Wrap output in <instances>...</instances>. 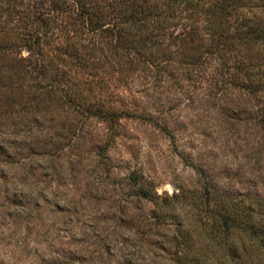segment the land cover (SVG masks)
Returning <instances> with one entry per match:
<instances>
[{"label":"rangeland","instance_id":"374dc122","mask_svg":"<svg viewBox=\"0 0 264 264\" xmlns=\"http://www.w3.org/2000/svg\"><path fill=\"white\" fill-rule=\"evenodd\" d=\"M171 43L0 79V264H264V47Z\"/></svg>","mask_w":264,"mask_h":264},{"label":"trees","instance_id":"16d2710c","mask_svg":"<svg viewBox=\"0 0 264 264\" xmlns=\"http://www.w3.org/2000/svg\"><path fill=\"white\" fill-rule=\"evenodd\" d=\"M166 41L197 47L187 67L213 61L226 67L230 48L264 47V0H0V79L34 73L41 93L61 88L53 66L88 71L89 61L102 57L120 72L138 61L165 71L169 59L160 53ZM258 75L245 78L253 82ZM257 81L263 89L264 76Z\"/></svg>","mask_w":264,"mask_h":264}]
</instances>
